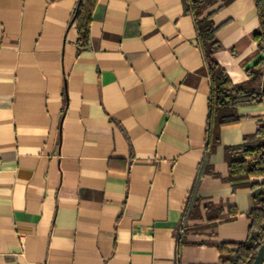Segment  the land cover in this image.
Segmentation results:
<instances>
[{"label": "crops", "instance_id": "crops-1", "mask_svg": "<svg viewBox=\"0 0 264 264\" xmlns=\"http://www.w3.org/2000/svg\"><path fill=\"white\" fill-rule=\"evenodd\" d=\"M77 3L0 0V264H219L264 182H231L226 149L264 104L207 152L210 78L182 0H97L81 51ZM221 5L215 58L255 86L254 0L204 15Z\"/></svg>", "mask_w": 264, "mask_h": 264}, {"label": "trees", "instance_id": "trees-1", "mask_svg": "<svg viewBox=\"0 0 264 264\" xmlns=\"http://www.w3.org/2000/svg\"><path fill=\"white\" fill-rule=\"evenodd\" d=\"M222 1L231 0H182L183 11L193 18L197 42L205 62V70L210 78L208 116L205 132L206 150L211 153L220 141V129L239 123L242 117L237 110L249 104H264V81L258 86H237L233 84L225 69L215 58L221 50L216 37L219 26L213 22V15L221 6L204 15L205 11ZM97 0H78L73 22L77 27V50H84L89 41V27ZM259 27L253 34L257 52L264 56V0H254ZM251 83L264 77V57L253 68L247 70ZM237 149H226L228 178L231 182H243L251 178L264 177V122L255 134L245 137ZM253 201L258 207L248 213L249 226L244 242L215 244L220 259L219 264H252L258 248L264 243V182L252 183ZM217 216L210 217L215 221ZM184 240L179 238V246Z\"/></svg>", "mask_w": 264, "mask_h": 264}, {"label": "water", "instance_id": "water-1", "mask_svg": "<svg viewBox=\"0 0 264 264\" xmlns=\"http://www.w3.org/2000/svg\"><path fill=\"white\" fill-rule=\"evenodd\" d=\"M252 264H264V243L258 248L257 254Z\"/></svg>", "mask_w": 264, "mask_h": 264}, {"label": "rangeland", "instance_id": "rangeland-1", "mask_svg": "<svg viewBox=\"0 0 264 264\" xmlns=\"http://www.w3.org/2000/svg\"><path fill=\"white\" fill-rule=\"evenodd\" d=\"M262 81H264V77H262L258 82H254L255 86H258L262 83Z\"/></svg>", "mask_w": 264, "mask_h": 264}, {"label": "built area", "instance_id": "built-area-1", "mask_svg": "<svg viewBox=\"0 0 264 264\" xmlns=\"http://www.w3.org/2000/svg\"><path fill=\"white\" fill-rule=\"evenodd\" d=\"M45 264H50V263H45Z\"/></svg>", "mask_w": 264, "mask_h": 264}]
</instances>
